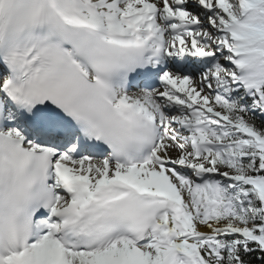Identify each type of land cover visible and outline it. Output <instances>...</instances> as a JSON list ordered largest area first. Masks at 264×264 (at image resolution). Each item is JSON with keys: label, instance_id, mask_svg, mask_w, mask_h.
Returning <instances> with one entry per match:
<instances>
[{"label": "snow or ice", "instance_id": "snow-or-ice-1", "mask_svg": "<svg viewBox=\"0 0 264 264\" xmlns=\"http://www.w3.org/2000/svg\"><path fill=\"white\" fill-rule=\"evenodd\" d=\"M0 264H264V0H0Z\"/></svg>", "mask_w": 264, "mask_h": 264}]
</instances>
